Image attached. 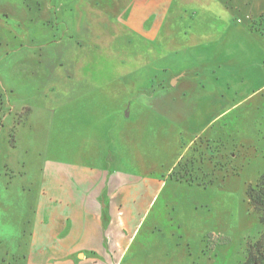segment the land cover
I'll use <instances>...</instances> for the list:
<instances>
[{
    "label": "crops",
    "instance_id": "0c3cea01",
    "mask_svg": "<svg viewBox=\"0 0 264 264\" xmlns=\"http://www.w3.org/2000/svg\"><path fill=\"white\" fill-rule=\"evenodd\" d=\"M61 4L40 0L39 6L57 12ZM64 4L60 16L71 40L52 39L54 63L89 62L98 53L130 68L102 85L86 82L84 74L76 81L71 70L55 74L50 95L54 109H79L68 97L79 87L82 95L107 89L119 102L95 104L102 113L81 122L80 138H66L65 160L56 157L36 165L35 153H40L36 151L20 154L16 167L4 163L0 264H156L152 246L159 242L153 243L151 233L139 237L137 228L165 185L193 184L169 174L179 161L195 157L198 139L216 137L138 138L134 126L159 121L207 128L216 118L212 112L232 109L233 95L247 93L250 80L262 77L256 69L249 71L246 61L264 48V36L250 27V20L264 13V0H64ZM7 54H0L4 77ZM39 57L34 52L27 59L35 62ZM132 64L157 71L143 76L139 65ZM217 64H224V69L217 72ZM41 103H21L25 121L7 119L10 135L14 137L12 129L19 127L17 140L33 150L43 142L33 138L32 125L46 109ZM84 107L81 110H91ZM107 117L119 129L113 138L106 133Z\"/></svg>",
    "mask_w": 264,
    "mask_h": 264
},
{
    "label": "rangeland",
    "instance_id": "374dc122",
    "mask_svg": "<svg viewBox=\"0 0 264 264\" xmlns=\"http://www.w3.org/2000/svg\"><path fill=\"white\" fill-rule=\"evenodd\" d=\"M46 1L51 0H42V3ZM59 1L62 4L57 7L58 11L49 12L44 7L40 9V0H0V54L8 52L3 60L7 66L3 71L5 77L0 65V169L5 168V162L16 167L18 156L26 152L40 151L35 153L36 165L56 157L65 160L66 138H80L81 122L88 116L96 117L102 113L95 104L119 102L107 89L99 90L100 87L94 91L91 88L93 92L82 95L79 87V91L68 96L69 102L79 109L53 108L50 95L57 72L61 75L71 70L76 81L84 74L86 82L102 85L105 80L116 81L118 72L130 68V64H120L111 55L105 57L98 53L96 61L54 63L50 58L55 49L51 47L52 39L65 40L71 36L60 16L66 4L64 0ZM250 23L252 29L264 36V14ZM260 49L255 56L249 57L246 65L251 72L260 71L262 77L250 80L247 93L233 95L235 105L232 109L212 112L216 118L207 128L204 124L183 128L159 121L134 126L138 138H191L194 134L216 137L214 141L198 139L194 145L195 157L179 161L169 174L170 177L178 175L190 179L193 184L184 187L165 185L137 228L139 237L151 233L153 243L159 242L158 246H152L151 258L156 264L161 258L163 264H244L248 245L264 231V223L259 221L245 196L247 186L264 173V48ZM34 52L40 57L35 62H28V56H33ZM23 59L27 62H20ZM137 65L138 73L143 76L150 70L157 71L156 68L140 67V64L131 66ZM215 68L219 72L224 69V64H217ZM142 89L138 87V90ZM41 102L45 103L46 109L32 125L33 138H43V142L39 149L33 145V150L29 143L17 140L19 127L12 129L14 137L10 135L7 119H26V113H21V103L25 106L30 103L40 105ZM83 105H89L91 110H81ZM28 115L32 116V113ZM70 125L73 130L68 133ZM104 125L107 136H117L119 129L112 118L107 117ZM5 152L7 159L3 156ZM1 230L3 223L0 222ZM160 238L165 240L160 242Z\"/></svg>",
    "mask_w": 264,
    "mask_h": 264
},
{
    "label": "trees",
    "instance_id": "16d2710c",
    "mask_svg": "<svg viewBox=\"0 0 264 264\" xmlns=\"http://www.w3.org/2000/svg\"><path fill=\"white\" fill-rule=\"evenodd\" d=\"M245 196L250 207L258 214L259 221L264 223V173L247 186ZM244 264H264V231L248 245Z\"/></svg>",
    "mask_w": 264,
    "mask_h": 264
}]
</instances>
